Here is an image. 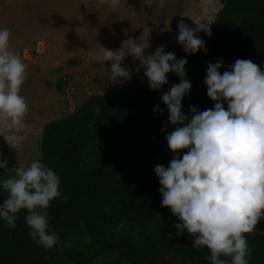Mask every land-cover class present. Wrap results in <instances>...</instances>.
<instances>
[{
	"label": "trees",
	"instance_id": "trees-1",
	"mask_svg": "<svg viewBox=\"0 0 264 264\" xmlns=\"http://www.w3.org/2000/svg\"><path fill=\"white\" fill-rule=\"evenodd\" d=\"M221 1L215 21L200 37L206 51H173L188 61L192 88L182 110L189 116L191 105L200 110L214 107L204 82L210 62L222 59L223 72L245 58L264 71V0ZM167 75L168 83L161 89H152L147 81L113 95L92 94L77 110L44 126L41 161L61 177V195L48 209L50 229L59 240L52 248L38 245L28 234L26 210L21 211L14 228L0 220V264H61L63 256V264H158L163 253L171 255L163 264L177 258L209 263L207 247L191 248V234L177 235L178 217L161 205L154 169L168 165L166 134L175 127L169 122L161 130L169 115L161 95L181 79L172 72ZM156 105L164 111H157ZM246 235L251 248L248 264H264V218ZM178 242L187 246L179 245L172 257Z\"/></svg>",
	"mask_w": 264,
	"mask_h": 264
},
{
	"label": "clouds",
	"instance_id": "clouds-1",
	"mask_svg": "<svg viewBox=\"0 0 264 264\" xmlns=\"http://www.w3.org/2000/svg\"><path fill=\"white\" fill-rule=\"evenodd\" d=\"M117 2L111 0L112 6ZM158 2L163 7L166 0ZM177 27V41L185 52L205 48V41L196 35L204 29L199 24L193 28L181 19ZM10 37V30L0 27V120L20 126L29 111L22 95L27 65ZM147 47L143 40H133L127 50L102 46L96 59L111 62V81L131 78V70L122 66L127 55L140 61L152 89L163 88L169 72L181 77L161 95L169 114L161 130L169 122L175 126L166 134L174 156L167 166L157 164L154 169L161 205L178 217L177 235L187 232L194 248L207 247L209 264H248L251 248L246 234L264 218V71L251 59L238 58L223 72L222 59L210 62L204 82L214 107L200 110L191 105L189 116L182 110L183 98L192 88L185 68L187 58H177L163 45L145 55ZM155 109L164 111L159 105ZM10 146L16 148L11 142ZM8 163L0 154V169L6 170ZM60 183L59 174L40 159L27 165L18 162L13 175L0 176V220L14 228L18 214L26 210L29 236L38 245L54 247L59 235L50 229L48 209L61 195Z\"/></svg>",
	"mask_w": 264,
	"mask_h": 264
},
{
	"label": "rangeland",
	"instance_id": "rangeland-1",
	"mask_svg": "<svg viewBox=\"0 0 264 264\" xmlns=\"http://www.w3.org/2000/svg\"><path fill=\"white\" fill-rule=\"evenodd\" d=\"M222 5L221 0H166L163 7L158 0L148 4L118 0L115 6L111 0L102 4L100 0H0V27L10 30L11 44L27 65L22 95L29 106L20 126L0 120V154L9 161L0 176L14 173L18 162L27 165L41 160L44 126L77 110L88 96L113 95L127 86L147 83L144 68L131 55L122 61L131 70V78L111 81V62L96 59L100 47L127 50L133 40H143L148 45L145 55L161 45L173 52L183 47L177 41L179 20L193 28L199 24L204 29L196 35L201 37ZM173 156L169 149L168 160ZM177 259L173 264H194Z\"/></svg>",
	"mask_w": 264,
	"mask_h": 264
},
{
	"label": "water",
	"instance_id": "water-1",
	"mask_svg": "<svg viewBox=\"0 0 264 264\" xmlns=\"http://www.w3.org/2000/svg\"><path fill=\"white\" fill-rule=\"evenodd\" d=\"M179 245H185V246H187L186 243H184V242H178V243L174 246V254L172 255V257H175V256L177 255V250H176V249H177V247H178ZM190 247L193 248V246H190ZM166 257H171V255H170L169 253H163V254L161 255L160 259H159L158 264H163V261H164V259H165Z\"/></svg>",
	"mask_w": 264,
	"mask_h": 264
}]
</instances>
